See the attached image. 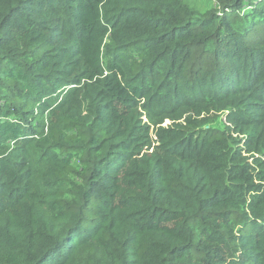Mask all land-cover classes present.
Returning <instances> with one entry per match:
<instances>
[{
	"label": "trees",
	"instance_id": "1",
	"mask_svg": "<svg viewBox=\"0 0 264 264\" xmlns=\"http://www.w3.org/2000/svg\"><path fill=\"white\" fill-rule=\"evenodd\" d=\"M0 264H264V0H0Z\"/></svg>",
	"mask_w": 264,
	"mask_h": 264
},
{
	"label": "rangeland",
	"instance_id": "2",
	"mask_svg": "<svg viewBox=\"0 0 264 264\" xmlns=\"http://www.w3.org/2000/svg\"><path fill=\"white\" fill-rule=\"evenodd\" d=\"M191 3L195 7L199 8L201 10H206V9L214 6V4L216 3V0H191ZM168 124H169V122H166V125H168Z\"/></svg>",
	"mask_w": 264,
	"mask_h": 264
}]
</instances>
